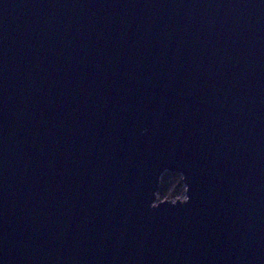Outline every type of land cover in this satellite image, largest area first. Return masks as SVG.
Segmentation results:
<instances>
[{
  "label": "water",
  "instance_id": "1",
  "mask_svg": "<svg viewBox=\"0 0 264 264\" xmlns=\"http://www.w3.org/2000/svg\"><path fill=\"white\" fill-rule=\"evenodd\" d=\"M0 264H264V0H0Z\"/></svg>",
  "mask_w": 264,
  "mask_h": 264
},
{
  "label": "clouds",
  "instance_id": "2",
  "mask_svg": "<svg viewBox=\"0 0 264 264\" xmlns=\"http://www.w3.org/2000/svg\"><path fill=\"white\" fill-rule=\"evenodd\" d=\"M143 131L144 133H147L148 129H144ZM176 176L182 177V181L175 189H173L171 180ZM159 185L160 189L155 193V201L151 204L153 209H156L165 203L177 206L188 204L190 202V185L187 183V176L184 173H173L171 170H166L159 178ZM180 189H182V191H180ZM169 191H173L174 195L166 197L164 194Z\"/></svg>",
  "mask_w": 264,
  "mask_h": 264
},
{
  "label": "rangeland",
  "instance_id": "3",
  "mask_svg": "<svg viewBox=\"0 0 264 264\" xmlns=\"http://www.w3.org/2000/svg\"><path fill=\"white\" fill-rule=\"evenodd\" d=\"M181 181H182V177L178 176L177 179L171 183L173 186V189H175ZM171 196H173V191H170L167 197H171Z\"/></svg>",
  "mask_w": 264,
  "mask_h": 264
},
{
  "label": "trees",
  "instance_id": "4",
  "mask_svg": "<svg viewBox=\"0 0 264 264\" xmlns=\"http://www.w3.org/2000/svg\"><path fill=\"white\" fill-rule=\"evenodd\" d=\"M177 177H178V176L172 178L171 183L174 182V181L177 179ZM166 179H167V178H166ZM179 184H180V183H179ZM179 184H178V185H179ZM180 191H182V189H180ZM169 192H170V191H169ZM169 192L165 193L164 195L167 197V196L169 195ZM173 195H174V192H173Z\"/></svg>",
  "mask_w": 264,
  "mask_h": 264
}]
</instances>
